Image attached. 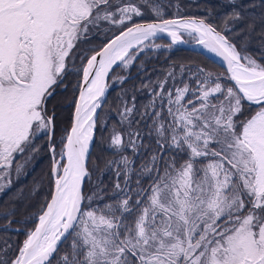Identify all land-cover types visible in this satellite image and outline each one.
<instances>
[{
    "label": "snow or ice",
    "instance_id": "6c2138e0",
    "mask_svg": "<svg viewBox=\"0 0 264 264\" xmlns=\"http://www.w3.org/2000/svg\"><path fill=\"white\" fill-rule=\"evenodd\" d=\"M145 8L159 22L136 23ZM232 19L241 13L234 9ZM102 23L122 28L83 53L79 45ZM225 32L232 29L204 19H164L159 0H0V192L11 187L13 162L40 151L38 140L47 139L52 158L50 198L38 223L0 264H264V47L258 60L248 52L251 31L240 48ZM160 33L172 44L183 33L194 36L226 63L227 75L197 67L190 70L194 88L182 82L165 90L167 79L159 82L146 106L159 150L141 165L135 189L133 161H109L118 176L123 171L124 186L117 181L114 202L93 207L103 190L85 195L84 186L109 72L132 64V50ZM258 35L264 45V31ZM77 53L86 64L76 70L82 85L71 126L53 142L52 102ZM132 112L126 107L124 118ZM110 146L138 145H125L114 130ZM23 169L15 164L17 179ZM140 176L150 181L146 187Z\"/></svg>",
    "mask_w": 264,
    "mask_h": 264
},
{
    "label": "trees",
    "instance_id": "16d2710c",
    "mask_svg": "<svg viewBox=\"0 0 264 264\" xmlns=\"http://www.w3.org/2000/svg\"><path fill=\"white\" fill-rule=\"evenodd\" d=\"M178 1L181 6L177 10L172 9L170 0H159L163 18H174L176 16H198L204 18L209 23L214 24L218 29L231 28L232 32H225L229 38L240 48L241 41L251 31V39L248 45V52L258 60H261L260 50L264 45L260 43L259 33L264 31V0H235V4L231 0H173ZM235 11L241 13L242 19L235 21L232 14ZM156 20L154 15L149 13L148 16L135 18V22ZM129 24L128 26H130ZM251 26V27H250ZM122 26H113V30H105L102 34L92 30L89 36L79 45L83 53H89L91 49H99L110 38L121 31ZM101 29L99 28V32ZM155 40L163 45L159 49H143L134 60L133 66L129 71L122 69L117 65L109 74L108 87L109 90L103 105L100 107L97 121V132L94 137L93 147L90 151L91 162L89 170L92 173L91 180L85 182V195H92L98 188L102 189L101 195L103 199L94 200L93 207L97 204L103 205L104 202L112 203L115 200L113 193L115 192L116 180L120 182L121 187L124 186L125 176L120 171L117 176L114 166H109V161H114L116 152L105 145V137L109 136L102 130L101 116L104 108L110 106L124 117L121 106L118 105V97L124 91H131L132 95L127 96L133 112L123 121L116 119V114L109 120L119 121V130L122 131L125 145L129 139L137 141V148L133 150L131 146L124 147L126 157L133 161L131 167L134 169L132 178L129 181L132 189L136 188V179L141 172V165L146 163L149 158L157 152V136L153 130L152 121L147 113L153 111L152 108L146 106L153 101L154 93L159 91V82L167 79L164 85L165 90L173 89L177 86H183L188 83L190 87H196L191 79L192 71L197 67L207 68L213 73L226 77V72L220 64L213 61L212 58L206 56L199 51H192L181 47H175L165 38L156 37ZM168 45V46H167ZM90 54V53H89ZM76 59L72 71L67 75L64 85L57 89V95L52 105L56 110L55 132L53 142L59 141L64 134V130L70 128L71 119L74 112V101L79 93L78 89L82 80V73L76 71L86 64V60L81 53ZM264 62V60H261ZM183 68V72L181 69ZM192 70V71H190ZM172 72L173 76H168ZM119 73L125 76L121 82L112 83L114 74ZM110 82L112 84H110ZM183 82V83H182ZM158 99V98H157ZM158 110V109H157ZM139 132L140 138L135 136L129 137L130 132ZM151 133V135H149ZM48 143L47 139L38 140L40 151L33 153L31 159L26 157H18L15 164H24V169L20 177L17 179L15 171H12V184L10 188H6L4 192H0V249L6 247V252H0V255H8L9 257L16 254V250L22 246L23 241L27 238V233L32 230L38 223V215L41 209L50 198L52 188L51 167L52 158L47 148L44 147ZM165 155H177L175 152H166ZM180 160L181 157L177 156ZM26 161V162H25ZM150 181L147 177L140 176V183L147 186ZM94 189V190H93ZM5 213H8L5 218ZM70 241L63 242V248H67Z\"/></svg>",
    "mask_w": 264,
    "mask_h": 264
},
{
    "label": "rangeland",
    "instance_id": "374dc122",
    "mask_svg": "<svg viewBox=\"0 0 264 264\" xmlns=\"http://www.w3.org/2000/svg\"><path fill=\"white\" fill-rule=\"evenodd\" d=\"M170 1H172V3L170 4V6H172V9H175V10H177V8H179L180 6H181V4H179V2L178 1H174L173 2V0H170ZM160 3V2H159ZM144 12H145V15L144 16H148L149 15V12H148V10H147V8H145L144 9ZM135 18H138V17H134V19ZM137 23V22H136ZM113 26H116V25H111V24H108V23H102L97 29H95L96 31H97V33L99 34V36H100V34H102L103 33V31L105 30V32L106 31H108L110 28V31H109V34H110V32H111V30H113ZM99 28L101 29V31L99 32ZM182 36L185 38V39H189V40H195L196 38H194V36H189L187 33H183L182 34ZM146 43H149V42H146ZM158 46V47H157ZM160 47H163L164 48V45L163 44H161V43H159V42H157L155 39H154V44H151L149 47H145L144 49H150V50H154V49H159ZM143 51V50H142ZM132 52H134V53H137L136 54V57L139 55V53L141 52V51H137V49H133L132 50ZM136 57H135V59H136ZM134 63V62H133ZM133 63L132 64H130L129 66H127V67H125L123 64H117V65H120L121 66V68L122 69H125V70H127V71H129L130 70V68L133 66ZM125 76H122V75H120L119 73H116V74H114L113 75V77H112V83H114V84H117L118 83V81L119 80H121V78H124ZM111 82H110V84H112ZM177 87H180V86H177ZM182 87V86H181ZM132 95V92L131 91H124V92H122V93H120V96L118 97V105L119 106H121L120 108H121V111L124 113V109L127 107V108H131V105L130 104H127V103H129L130 101H129V99H131V98H129V97H127V96H131ZM105 110H104V112H103V115L101 116V122H100V124H101V126H102V130L100 129V131H102V132H104L105 131V133H107L109 136H107V137H105V145H104V147L105 146H107L108 148H111L112 150H113V152L115 151L116 152V156L115 157H113V158H115V160L114 161H118V160H120V158H121V156H126V152L125 151H123L124 150V148L123 149H121V150H117V149H115V148H112L111 146H110V143H111V137H112V135H113V132H114V130L116 131V132H119V133H121L122 134V131L121 130H119L118 128H119V121L121 122V121H123L124 120V117H121V115L116 111V109H112L110 106H107V107H105L104 108ZM116 114V119H118V120H114V121H112V120H109L112 116H114ZM125 115V114H124ZM128 118V117H127ZM122 136H123V138H124V135L122 134ZM126 142V140L124 139V143ZM115 167V166H114ZM115 169H116V173L118 172V169L115 167ZM121 171V170H120ZM118 176V175H117ZM118 180V179H117ZM117 180H116V182H115V184L117 183ZM94 190V189H93ZM1 249H6V247L5 246H2L1 247Z\"/></svg>",
    "mask_w": 264,
    "mask_h": 264
},
{
    "label": "water",
    "instance_id": "95a60500",
    "mask_svg": "<svg viewBox=\"0 0 264 264\" xmlns=\"http://www.w3.org/2000/svg\"><path fill=\"white\" fill-rule=\"evenodd\" d=\"M180 17H183V18H192V17H194V16H188V15H185V16H176V17H174V18H164V19H175V18H180ZM194 18H197V19H204V18H200V17H198V16H196V17H194ZM205 20V19H204ZM206 21V20H205ZM152 22H159L158 20H153V21H142V22H137V23H152ZM206 22H208V21H206ZM209 23V22H208ZM131 26V25H130ZM119 34V32L116 34V35H118ZM114 36H112L111 38H110V40L113 38ZM157 37H161V38H165V39H167L168 41H170L171 42V38L167 35V33H160V34H158L157 35ZM182 39H183V42L182 43H176V44H172V45H174L175 47L177 46V47H181V48H184V49H190V50H192V51H199V52H201V53H203V54H205L206 56H209L210 58H212L213 59V61H215L217 64H220L221 66H222V68H223V70L226 72V74H227V66H226V63L220 58V57H218L217 55H215L214 53H211L210 51H208L206 48H204L202 45H200L198 42H197V40L195 39V40H189V39H185L183 36H182ZM110 40H108V41H110ZM107 41V42H108ZM106 42V43H107ZM105 44V43H104ZM115 66H117V65H115ZM114 66V67H115ZM113 67V68H114ZM111 72V71H110ZM110 72H109V74H110ZM82 78V77H81ZM108 78H109V76H108ZM106 83H107V89H106V92H105V95H104V97H102L101 98V106L103 105V102L105 101V97H106V95H107V92H108V90H109V87H108V79H107V81H106ZM82 85V80H81V83H80V86ZM78 95H79V93H78ZM78 95H77V98H78ZM76 98V99H77ZM73 110H75V109H73ZM99 111H100V108L99 109H97V115H98V113H99ZM74 113V112H73ZM92 149V148H91ZM91 151V150H90ZM64 242V241H63Z\"/></svg>",
    "mask_w": 264,
    "mask_h": 264
}]
</instances>
